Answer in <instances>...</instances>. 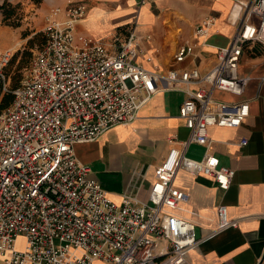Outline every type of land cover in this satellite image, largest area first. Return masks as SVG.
Listing matches in <instances>:
<instances>
[{"label": "built area", "instance_id": "1", "mask_svg": "<svg viewBox=\"0 0 264 264\" xmlns=\"http://www.w3.org/2000/svg\"><path fill=\"white\" fill-rule=\"evenodd\" d=\"M86 11L84 1L70 0L44 14L45 43L14 89L5 69L16 49L0 50V91L13 96L0 115V256L6 264H192L187 254L202 240L194 220L180 213L187 195L175 176L180 170L201 174L219 191L229 189L231 168L215 155L192 159L185 151L190 144L208 150L210 127L238 128L250 116L243 97L248 77L240 65L246 47H264V0L234 1L235 33L205 71L194 63L213 17L173 54L174 63L193 65L161 72L136 61L141 50L133 32L115 52L77 32ZM163 89L184 93L179 117L189 135L167 139L170 148L154 169L147 201L138 199L140 185L132 181L115 203L76 158L74 146L130 124ZM215 214L214 233L236 225L224 204ZM18 237L25 240L22 249L15 246Z\"/></svg>", "mask_w": 264, "mask_h": 264}, {"label": "crops", "instance_id": "2", "mask_svg": "<svg viewBox=\"0 0 264 264\" xmlns=\"http://www.w3.org/2000/svg\"><path fill=\"white\" fill-rule=\"evenodd\" d=\"M63 6L70 0H45ZM84 1L86 15L77 32L100 39L115 52L133 32L134 43L141 50L136 61L149 70L192 66L173 62V54L185 41L193 40L194 29L202 20L213 17L208 34L199 38L198 60L201 71L215 60L218 47L229 43L236 30L230 10L236 0H71ZM246 1V0H240ZM54 7V6H53ZM13 46L0 50L11 49ZM252 44L244 49L240 72L248 77L243 97L249 100L250 116L238 128H209L212 144L208 150L190 144L185 155L201 159L215 155L221 165L234 171L227 191H219L213 180L201 174L180 170L174 180L187 198L180 213L195 222V234L202 240L187 257L192 264H264V53ZM224 100L231 96L219 94ZM185 95L179 90H160L139 110L130 124L106 131L94 142L77 143L76 158L89 165L91 177L105 189L108 197L119 203L130 182L140 185L138 199L147 201L154 169L166 156L171 136L184 140L189 135L179 117ZM241 139L247 144H239ZM141 175L145 179L141 180ZM227 207L228 218L236 225L214 233L218 220L215 208ZM18 237L15 246L24 247ZM0 264H6L0 256Z\"/></svg>", "mask_w": 264, "mask_h": 264}, {"label": "rangeland", "instance_id": "3", "mask_svg": "<svg viewBox=\"0 0 264 264\" xmlns=\"http://www.w3.org/2000/svg\"><path fill=\"white\" fill-rule=\"evenodd\" d=\"M2 5L5 7L0 9V45L16 49L13 60L5 69L10 85L15 86L25 73L33 53L43 43L44 14L59 4L50 5L45 0H0V7ZM11 8H15L14 15L5 19V13ZM10 23H18V26L8 25ZM261 48L264 53V47ZM2 97L0 95V105ZM2 113L0 109V115Z\"/></svg>", "mask_w": 264, "mask_h": 264}, {"label": "trees", "instance_id": "4", "mask_svg": "<svg viewBox=\"0 0 264 264\" xmlns=\"http://www.w3.org/2000/svg\"><path fill=\"white\" fill-rule=\"evenodd\" d=\"M5 7V5H2L1 7H0V9H3ZM15 8H11L9 11H7L6 13H5V19H10L13 15H14V12H15V10H14ZM8 25H11V26H14V27H16V26H18V23H10V24H8ZM28 43H32V41L31 40H29V42ZM44 43H45V36H44V34H43V43L39 46V48H41L43 45H44ZM15 56V55H14ZM14 56H13V58H14ZM13 58H12V60H13ZM11 60V61H12ZM11 61H10V63H11ZM30 62H31V60H30ZM30 62H29V64H30ZM9 63V64H10ZM29 66V65H28ZM7 77H8V75H7ZM8 82H9V87H10V89H14V88H16L17 86H18V84H19V82L15 85V86H11L10 85V79H9V77H8ZM0 95H2L3 97H2V104L0 105V109H2V110H4V109H6L10 104H11V102H12V100H13V96L10 94V93H3V92H1L0 91Z\"/></svg>", "mask_w": 264, "mask_h": 264}]
</instances>
